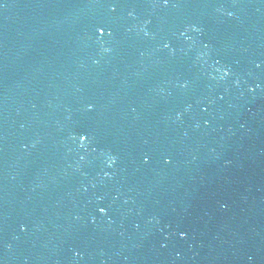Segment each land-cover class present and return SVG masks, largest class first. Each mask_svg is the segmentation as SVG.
<instances>
[{
    "label": "water",
    "instance_id": "water-1",
    "mask_svg": "<svg viewBox=\"0 0 264 264\" xmlns=\"http://www.w3.org/2000/svg\"><path fill=\"white\" fill-rule=\"evenodd\" d=\"M0 264H264V0H0Z\"/></svg>",
    "mask_w": 264,
    "mask_h": 264
},
{
    "label": "clouds",
    "instance_id": "clouds-1",
    "mask_svg": "<svg viewBox=\"0 0 264 264\" xmlns=\"http://www.w3.org/2000/svg\"><path fill=\"white\" fill-rule=\"evenodd\" d=\"M229 15H231V13H229ZM101 34H103V31L100 30ZM104 51H110V49L105 48ZM218 71H220V69H217ZM224 75H228L227 70H224ZM81 140V145L83 146L84 143L87 141V139H85V136H81L80 137ZM114 162V160H109V164L111 165Z\"/></svg>",
    "mask_w": 264,
    "mask_h": 264
},
{
    "label": "snow or ice",
    "instance_id": "snow-or-ice-1",
    "mask_svg": "<svg viewBox=\"0 0 264 264\" xmlns=\"http://www.w3.org/2000/svg\"><path fill=\"white\" fill-rule=\"evenodd\" d=\"M100 30H102L103 32L105 31V29L103 28V27H101L100 29H99V31ZM85 139H87V136H85ZM101 211H104L103 209H101Z\"/></svg>",
    "mask_w": 264,
    "mask_h": 264
}]
</instances>
